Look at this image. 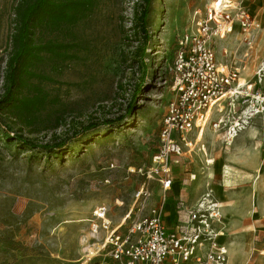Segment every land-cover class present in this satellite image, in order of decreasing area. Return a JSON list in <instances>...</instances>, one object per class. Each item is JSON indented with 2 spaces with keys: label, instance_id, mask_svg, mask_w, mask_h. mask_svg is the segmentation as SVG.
<instances>
[{
  "label": "rangeland",
  "instance_id": "rangeland-1",
  "mask_svg": "<svg viewBox=\"0 0 264 264\" xmlns=\"http://www.w3.org/2000/svg\"><path fill=\"white\" fill-rule=\"evenodd\" d=\"M212 1L150 0L141 28L143 0H99L75 26L39 35L76 47L73 59L45 57L37 68L52 78L33 80L50 99L42 113L49 121L40 132L0 119V264H109L88 219L98 205L107 207L113 222L131 208L135 213L133 195L144 182L158 206L163 198L165 204L179 197L193 203L209 189L220 202L233 197L243 203V214L224 215V241L242 245L247 259L230 264H264V104L229 143L209 127L199 140L202 131L193 133L192 149L173 167L175 185L168 191L130 171L148 169L158 150L173 96L167 65L179 36L193 29L194 14L204 16ZM231 1L235 5L226 10H248L260 29L251 47L241 43L237 29L218 40L216 51L253 84L245 93L252 100L247 94H257L254 89L264 96V77L256 75L264 57V0ZM16 2L0 0V95ZM239 101L236 115L246 107ZM57 142L63 145L50 147Z\"/></svg>",
  "mask_w": 264,
  "mask_h": 264
},
{
  "label": "built area",
  "instance_id": "built-area-1",
  "mask_svg": "<svg viewBox=\"0 0 264 264\" xmlns=\"http://www.w3.org/2000/svg\"><path fill=\"white\" fill-rule=\"evenodd\" d=\"M195 15L193 29L179 36L167 65L173 96L161 124L158 150L148 169H130L147 180H156L164 192L171 188L173 167L192 149L193 133L209 127L221 132L229 143L246 127L251 113H260L262 108L256 100L246 98L253 84L241 86L238 68L223 63L216 51L218 40L237 29L241 43L251 47L259 23L243 8L232 15L226 8L217 12L209 7L204 16ZM256 75L259 81L264 77V57ZM239 100L246 107L236 115ZM151 197L144 182L133 195L135 213L131 208L118 222L112 221L105 205L93 209L89 230L110 257L109 264L228 263L223 238L227 225L211 189L193 203L177 199L171 224L164 222L163 206L151 204Z\"/></svg>",
  "mask_w": 264,
  "mask_h": 264
},
{
  "label": "trees",
  "instance_id": "trees-1",
  "mask_svg": "<svg viewBox=\"0 0 264 264\" xmlns=\"http://www.w3.org/2000/svg\"><path fill=\"white\" fill-rule=\"evenodd\" d=\"M98 1L17 0L14 8V28L10 35L11 49L6 60L3 93L0 95V119L11 118L30 134L42 130L40 125L49 121L42 113L50 99L33 80L50 81L52 78L37 68L45 57L61 63L73 59L76 43L40 39L39 35L45 32L59 33L75 26L93 11ZM143 2L144 8L137 16L141 28L146 24L147 5L150 0ZM144 52L145 50L134 57H140ZM57 127L58 124L51 130ZM91 127L93 126L86 129ZM6 135L8 138L9 134ZM62 145V142H57L50 147L55 149Z\"/></svg>",
  "mask_w": 264,
  "mask_h": 264
},
{
  "label": "crops",
  "instance_id": "crops-1",
  "mask_svg": "<svg viewBox=\"0 0 264 264\" xmlns=\"http://www.w3.org/2000/svg\"><path fill=\"white\" fill-rule=\"evenodd\" d=\"M172 185L173 186L175 185V183L173 182V179H172ZM230 197H232V196H230ZM177 199L185 200L186 198L179 197V198H176L175 200H177ZM162 202L163 203L160 206H163L164 222L166 224H171L173 219H174V215H175L174 202L171 204H165L166 199H165V201H163V199H162ZM220 204L222 207L221 209H222L223 215H225V217H232L233 214H243L244 213V209L242 207L243 203L237 204V202L235 201V199L233 197H232V200H230V201L222 200V202H220ZM227 231L228 230L226 229V232ZM226 232H225V235L223 236L224 239L226 237ZM226 245H227V249H228V263L227 264L244 263L247 260L245 255L243 254L244 247L242 245H238V243L236 241H231L230 243H226Z\"/></svg>",
  "mask_w": 264,
  "mask_h": 264
},
{
  "label": "bare ground",
  "instance_id": "bare-ground-1",
  "mask_svg": "<svg viewBox=\"0 0 264 264\" xmlns=\"http://www.w3.org/2000/svg\"><path fill=\"white\" fill-rule=\"evenodd\" d=\"M211 3H212L211 4V7L214 8L217 12L219 10L224 9V8L232 7V6L235 5V3H233L231 0H213ZM240 84H241V86H244L246 84V80L243 79V78L240 79ZM248 96L251 97L254 101L256 100V102L260 106L263 107V104H264V96L259 95V94H251V93H248ZM202 135H203V131L199 134L198 140L202 137ZM207 161L211 162V160H207Z\"/></svg>",
  "mask_w": 264,
  "mask_h": 264
}]
</instances>
